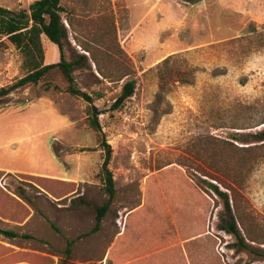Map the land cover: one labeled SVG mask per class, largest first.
<instances>
[{
	"label": "rangeland",
	"instance_id": "374dc122",
	"mask_svg": "<svg viewBox=\"0 0 264 264\" xmlns=\"http://www.w3.org/2000/svg\"><path fill=\"white\" fill-rule=\"evenodd\" d=\"M32 1L0 0V6L27 10ZM63 3L77 14H92L91 18L99 12L114 14L116 41L136 80L133 95L111 109L125 77L103 78L91 60V67L77 66L73 71L77 85L101 110L102 132L112 148L109 168L115 194L99 227L91 231L96 206L107 198L100 175L103 151L98 132L88 124L87 103L65 91L67 82L57 68L36 84L1 96L0 228L13 229L19 236L0 234V264H110L107 255L123 230L126 214L143 203L146 177L160 166L178 167L187 159L199 164L187 153L196 136L227 138L231 132L244 131L209 125L226 116L237 101L264 100V44H252L248 35L264 26V0H89L85 7L79 0ZM87 29L74 27L79 39L90 38ZM69 40L71 46L64 44L66 59L77 56L76 50L87 54L71 34ZM254 45L257 49L251 50ZM171 54L197 71L193 83L174 82L156 104L157 76L151 68ZM58 59L57 46L48 42L45 62ZM23 74L20 51L3 37L0 88ZM155 107L167 112L156 117ZM18 187L29 204L14 193ZM238 191L240 205L256 222L259 240L250 241L251 248L235 250L234 237L215 227L218 217L213 208L208 235L174 240L176 264L206 259L217 264H264V156ZM162 228L164 240L176 234L168 221ZM69 240L73 242L66 253Z\"/></svg>",
	"mask_w": 264,
	"mask_h": 264
},
{
	"label": "trees",
	"instance_id": "16d2710c",
	"mask_svg": "<svg viewBox=\"0 0 264 264\" xmlns=\"http://www.w3.org/2000/svg\"><path fill=\"white\" fill-rule=\"evenodd\" d=\"M79 1L85 7L89 0ZM105 1L110 3V0ZM84 9L87 10V7ZM28 14L31 19L24 20L23 17ZM91 15L77 14L75 8L66 5L63 0H33L27 10L19 11L0 6V43L5 37L20 51L24 69L23 76L0 88V97L27 84H36L57 68L67 82L65 91L87 103V121L98 132L99 145L103 151L100 175L107 194L106 200L96 206L95 224L91 229L95 231L115 194L114 179L109 168L112 148L102 132L99 120L101 110L94 104V97L77 85L73 71L77 66L91 67V60L103 78L119 81L125 77L120 92L110 105L111 109L119 108L133 95L136 80L131 75L128 58L116 41L114 14L111 12L103 15L99 12L94 14V18ZM76 25L88 28L90 38L79 39L74 30ZM70 34L87 54L76 50L77 56L66 59L64 44L71 46ZM248 35H251L249 38L252 44H264V26L260 30H250ZM48 42L58 48L59 59L56 62H45ZM255 45L251 50L254 47L257 49ZM151 69L157 76L158 90L154 96L156 104L165 99L168 87L174 82L193 83L197 71V68L187 64L177 54L166 56ZM48 87L45 86L46 89ZM53 88L59 90L57 85ZM153 111L156 117L167 112L158 111L156 107ZM216 119L218 122L209 127H230L244 131L231 132L227 138L201 133L187 150V153L199 160V164L187 159L188 162L178 167L160 166L154 174L147 176L143 203L126 214L123 230L107 255L110 264H134L141 260L148 264H176L173 257L176 247L174 240L179 238L186 241L208 235L207 220L213 208L218 217L215 227L234 237L232 247L235 250L251 248L249 242L259 240L254 232L256 222L240 205L238 189L255 163L264 156V100L237 101L230 106L226 116ZM14 193L29 204L30 199L22 188L18 187ZM218 206L222 207L221 210H217ZM166 221L173 225L176 234L164 240L162 226ZM0 234L7 238L19 236L15 230L5 228H0ZM23 236L30 237L27 234ZM72 242H67L66 253H69ZM0 253H3V246H0ZM196 264L217 263L206 259Z\"/></svg>",
	"mask_w": 264,
	"mask_h": 264
},
{
	"label": "water",
	"instance_id": "95a60500",
	"mask_svg": "<svg viewBox=\"0 0 264 264\" xmlns=\"http://www.w3.org/2000/svg\"><path fill=\"white\" fill-rule=\"evenodd\" d=\"M12 15L14 16V14H12ZM23 19H24V20H30L31 17H30V15L28 14V15H26L25 17H23Z\"/></svg>",
	"mask_w": 264,
	"mask_h": 264
},
{
	"label": "crops",
	"instance_id": "0c3cea01",
	"mask_svg": "<svg viewBox=\"0 0 264 264\" xmlns=\"http://www.w3.org/2000/svg\"><path fill=\"white\" fill-rule=\"evenodd\" d=\"M1 215V214H0ZM13 223H16V222H13ZM16 224H22V223H16Z\"/></svg>",
	"mask_w": 264,
	"mask_h": 264
}]
</instances>
